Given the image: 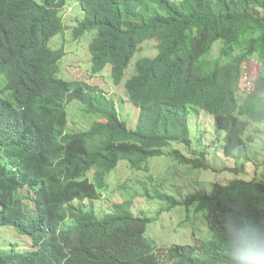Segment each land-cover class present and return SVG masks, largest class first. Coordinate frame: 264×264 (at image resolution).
Masks as SVG:
<instances>
[{
  "label": "trees",
  "instance_id": "obj_1",
  "mask_svg": "<svg viewBox=\"0 0 264 264\" xmlns=\"http://www.w3.org/2000/svg\"><path fill=\"white\" fill-rule=\"evenodd\" d=\"M72 4L83 17L74 40L96 32L92 74L111 67L137 110L136 125L105 91L62 75L65 49L49 43L65 33L63 15ZM146 42L157 43V54L137 60L124 81ZM251 60L262 65L257 80L264 82V0H0V228L22 238L9 250L0 247V264H221L223 216L264 220V161L246 179L183 201L144 190L142 197L167 204L161 211L183 205L205 214L212 235L192 245L158 248L145 236L153 220L135 215L131 201L103 216L93 202L123 161L148 175L156 157L205 167V153L191 159L179 149L193 147L192 109L225 133L224 155L244 161L224 171L244 173L264 152L256 145V135L264 136V97L243 88ZM75 102L93 123L70 132Z\"/></svg>",
  "mask_w": 264,
  "mask_h": 264
},
{
  "label": "rangeland",
  "instance_id": "obj_2",
  "mask_svg": "<svg viewBox=\"0 0 264 264\" xmlns=\"http://www.w3.org/2000/svg\"><path fill=\"white\" fill-rule=\"evenodd\" d=\"M69 11L72 12L63 15L66 26L65 33L55 36L49 43V46L54 50L65 49L66 57L61 66L62 75L66 79L84 81L105 91L106 95L113 98L118 106L122 104L121 110L124 119L130 126L136 125L137 110L128 102L124 83L115 84L111 67L108 66L100 75L92 74L89 44L96 36V32H90L83 38L74 40L73 29L83 17L80 8L76 4L70 5ZM156 54V42L144 43L141 51L133 58L124 81L133 72L137 60L141 57H153ZM246 66L247 73L243 84V88L246 90L245 93L250 95L256 92L259 96L264 97V82L262 79L257 80L262 65L256 60H251ZM68 113L70 132L84 130L93 123L91 118L84 117L82 105L78 102L69 106ZM189 120L193 147L189 151L179 149L191 159L200 157L202 152L205 153L203 157H200L205 167L195 169L192 165H181L170 157H156L149 161L150 175H148L143 172L139 174V172L130 171L126 166L127 162L123 161L115 173L113 172L109 176L110 189L102 194L100 200L93 202L97 213L103 216L115 204L131 201L135 215L153 220L148 224L145 236L158 248H168L176 244L192 245L196 241L207 240L212 233L205 214L198 212L195 206L187 209L181 205L171 210L161 211L167 204L157 199L142 197L145 189L151 192L160 189L177 200L183 201L188 195L200 190L211 192L216 183L227 184L235 178L246 179L247 175L245 174H254L258 163L264 161L263 152V154H259L258 158L252 159L245 166L244 173H240L236 177L228 171H224L227 168H241L244 161L237 158H227L224 155L221 149V144L224 142L220 140L223 139L225 133H222V135L215 132L212 116L207 115L200 109H192ZM256 129H259V126L252 125V131ZM256 136L258 140L256 145L264 146L263 134ZM252 150L255 152V149ZM254 152H251V154ZM247 168L248 173H246ZM259 170L264 171V167L260 165ZM151 176L154 177L153 181L148 179ZM125 185L128 186V189L124 188ZM135 194L134 199L133 195L135 196ZM20 240L22 238L13 232L10 227L0 228L1 248L9 250L13 241ZM24 240L26 242V238Z\"/></svg>",
  "mask_w": 264,
  "mask_h": 264
},
{
  "label": "clouds",
  "instance_id": "obj_3",
  "mask_svg": "<svg viewBox=\"0 0 264 264\" xmlns=\"http://www.w3.org/2000/svg\"><path fill=\"white\" fill-rule=\"evenodd\" d=\"M70 12L68 8L67 14ZM218 233L223 250L221 264H264V220L227 213Z\"/></svg>",
  "mask_w": 264,
  "mask_h": 264
}]
</instances>
